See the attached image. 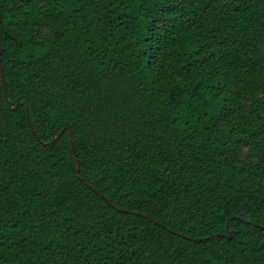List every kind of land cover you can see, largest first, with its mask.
Instances as JSON below:
<instances>
[{"label": "trees", "instance_id": "trees-1", "mask_svg": "<svg viewBox=\"0 0 264 264\" xmlns=\"http://www.w3.org/2000/svg\"><path fill=\"white\" fill-rule=\"evenodd\" d=\"M0 48V264H264V0H0Z\"/></svg>", "mask_w": 264, "mask_h": 264}, {"label": "water", "instance_id": "water-1", "mask_svg": "<svg viewBox=\"0 0 264 264\" xmlns=\"http://www.w3.org/2000/svg\"><path fill=\"white\" fill-rule=\"evenodd\" d=\"M0 56H1V48H0ZM0 72H1V74H2V77H3V83H4V85H5V80H4V74H3V70H2V67H1V61H0ZM23 97H21L20 99H22ZM20 99H18L17 101H19ZM8 101H10L9 99H8ZM17 101H15V102H10V104H11V106L13 107L15 104H16V102ZM29 106H30V101L28 100V102H27V114H28V119H29V123H30V125L32 126V122H31V117H30V114H29ZM32 130H33V128H32ZM34 131V130H33ZM62 134V132L55 138V139H53L51 142H49V143H47V144H51V143H54L59 137H60V135ZM71 144H72V149H73V152H74V155H75V159H76V165H77V170H78V173H79V178L82 180V181H84L85 182V180L81 177V169H80V163H79V160H78V158H77V154H76V150L74 149V135H73V133H72V131H71ZM46 144V145H47ZM86 183V185H88L91 189H93L97 194H99L102 198H104L105 200H107V201H109L100 191H98V190H96L91 184H89L88 182H85ZM115 207V206H114ZM116 209L117 210H119V211H122V212H125V213H134V214H137V215H140V216H143V217H145V218H147V219H149V220H151V221H153V222H155L156 224H158V225H160V226H162V224L160 223V222H158V221H156L155 219H153L152 217H150V216H148V215H146V214H143V213H141V212H134V211H132V210H129V209H126V208H121V207H116ZM241 220H243V219H241ZM220 235H213V236H210V237H202V238H197V239H195V241H204V240H206V239H211V238H215V237H219ZM232 237V234L229 232V236H228V238H231Z\"/></svg>", "mask_w": 264, "mask_h": 264}]
</instances>
